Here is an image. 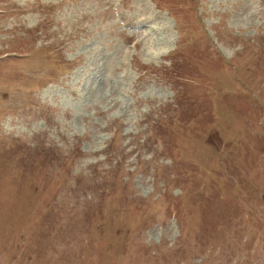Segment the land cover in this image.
<instances>
[{"label":"rangeland","instance_id":"374dc122","mask_svg":"<svg viewBox=\"0 0 264 264\" xmlns=\"http://www.w3.org/2000/svg\"><path fill=\"white\" fill-rule=\"evenodd\" d=\"M0 264H264V0H0Z\"/></svg>","mask_w":264,"mask_h":264}]
</instances>
